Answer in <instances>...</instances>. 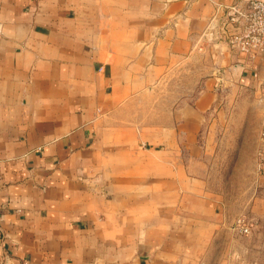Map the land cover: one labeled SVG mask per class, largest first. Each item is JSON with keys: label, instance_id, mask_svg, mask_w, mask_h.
<instances>
[{"label": "crops", "instance_id": "crops-1", "mask_svg": "<svg viewBox=\"0 0 264 264\" xmlns=\"http://www.w3.org/2000/svg\"><path fill=\"white\" fill-rule=\"evenodd\" d=\"M248 1L0 0V264H264V55L221 33ZM244 91L242 212L206 158Z\"/></svg>", "mask_w": 264, "mask_h": 264}, {"label": "rangeland", "instance_id": "rangeland-1", "mask_svg": "<svg viewBox=\"0 0 264 264\" xmlns=\"http://www.w3.org/2000/svg\"><path fill=\"white\" fill-rule=\"evenodd\" d=\"M215 120L206 158L208 174L242 212L255 186L256 150L263 125L261 108L251 92H237Z\"/></svg>", "mask_w": 264, "mask_h": 264}, {"label": "built area", "instance_id": "built-area-1", "mask_svg": "<svg viewBox=\"0 0 264 264\" xmlns=\"http://www.w3.org/2000/svg\"><path fill=\"white\" fill-rule=\"evenodd\" d=\"M221 27V33L238 53L249 58L264 55V0H249L243 10L229 6ZM236 223L239 232H249L240 219Z\"/></svg>", "mask_w": 264, "mask_h": 264}]
</instances>
